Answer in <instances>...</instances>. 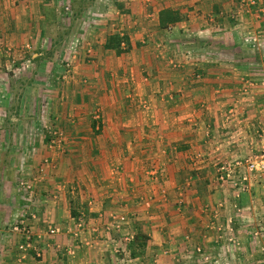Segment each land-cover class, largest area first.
<instances>
[{"label":"crops","instance_id":"obj_1","mask_svg":"<svg viewBox=\"0 0 264 264\" xmlns=\"http://www.w3.org/2000/svg\"><path fill=\"white\" fill-rule=\"evenodd\" d=\"M257 1L249 14L239 0L108 1L102 11L115 19L116 29L88 25L81 41L87 57L71 76H62L61 85H50L54 112L69 131L64 154L51 158L56 181L46 189L49 196L32 194L19 204L27 213L37 201V213L30 212L34 246L22 254L4 245L0 264H197L188 259L194 243L215 257L223 252L217 232L208 229L209 211L217 208L220 221L232 219L240 244L230 258L260 264L264 231L253 232L264 224V182L250 178L237 198L232 185L217 178L222 164L244 159L251 145L264 141L247 135L264 125L262 102L239 96L249 76L243 47L250 45L241 38L264 41V0ZM38 2L0 0L1 35L20 43ZM162 8L181 19L160 28ZM122 30L129 48L106 49L107 36ZM256 84L248 92L260 96ZM110 213L125 215L127 227L110 229ZM80 215L84 225L78 229L74 219ZM48 227L62 232L49 235ZM128 229L147 237L133 257L123 241Z\"/></svg>","mask_w":264,"mask_h":264},{"label":"rangeland","instance_id":"obj_2","mask_svg":"<svg viewBox=\"0 0 264 264\" xmlns=\"http://www.w3.org/2000/svg\"><path fill=\"white\" fill-rule=\"evenodd\" d=\"M74 1L76 2L73 5V0H39L37 13L31 14L30 17L27 15L30 28H26V33L18 44L12 43L0 33V204H9V208L2 206L0 210V260L4 254V245L8 248L16 246L22 254L30 249L23 250L19 246L24 243L23 232L26 230L29 232L31 229L33 224L31 214L37 213L34 207L37 201L30 205L31 208L27 213L21 210L20 202L31 196L20 187L19 181H30L33 186V195L37 194V199L38 197L40 200L45 199L44 194L49 196L46 189L48 190V186L56 181V176H53L54 174L50 171L54 164L51 160L52 155L56 152L64 154L66 135L69 130L61 125L63 122L59 121V112H54L55 94H52L49 89L61 85L64 81L62 76H71L75 64L87 57L86 54L89 51L84 45L82 46L81 41H86L83 37L88 36L89 30H86L88 25L94 29L103 28V25H106L107 30L111 32L114 31L113 28L116 29L115 24L112 26L115 19L102 11L107 7V3H110L109 0ZM239 1L245 7L246 14H249L252 6L258 2L257 0H253V3L247 2L248 0ZM11 2L18 5L22 3V0H11ZM53 4L56 6L58 4L59 8L54 7ZM93 4L96 7L95 10L91 8ZM87 8L90 9L87 10ZM124 33L126 34L123 31ZM252 36L241 38L244 44L250 45L243 47L247 55V63L243 66H247L249 76L246 77L248 82H244L246 86L240 87L239 96L250 97L251 95L253 98L250 101L259 100L264 106V41L259 42L256 38H250ZM120 46L125 48V41H122ZM40 51V58L33 59L32 54ZM252 83L262 86L260 96L252 95L254 92L252 94L248 92V87H253ZM56 98H59V94ZM238 101L237 103H241L240 98ZM244 101L247 102V98ZM229 112L234 114L233 109ZM250 131L252 134L247 135L260 141L264 139V125L261 128H250ZM250 149L244 159L234 161L233 164H222L218 170L217 178L220 181H228L237 198L247 189L250 178H259L264 182V165L256 171H250L247 167L255 156L259 165L264 164V141L259 146L251 145ZM238 168L240 171L236 170ZM243 175L247 179H243ZM38 193H41L43 198ZM165 195V191L162 190V198ZM175 203L181 205L182 198ZM142 205L147 210L151 207L149 200L142 201ZM217 209L212 213L209 211L211 219L208 229L217 232V242L220 248H223V252L215 257L208 252L206 246L203 247L202 242H197L192 244L194 253L188 257L189 261L195 257L197 264H236L232 257L230 258V252L233 247H239L240 244L234 236L232 219L220 221ZM237 212L241 213L242 209H237ZM148 214L151 215V213ZM109 217L112 219L109 224L110 229L119 230L122 226L127 227L125 215L110 213ZM74 222L76 228H81L84 225L82 215L75 218ZM42 224L45 223L42 222L41 227ZM51 229L54 233L50 232ZM260 231H264V224H259L254 230V237L258 236ZM46 232L49 235L61 233L62 227H48ZM30 233L31 231L29 235L32 247L34 241ZM146 239L145 235L137 233L136 230H126L123 241L127 243L125 248L130 250V257L135 255L133 251L140 249ZM260 250L264 254V244ZM15 252L16 248L11 253ZM38 252L41 256V252ZM137 255L140 257L144 253L138 251ZM262 258L260 264H264V256Z\"/></svg>","mask_w":264,"mask_h":264},{"label":"trees","instance_id":"obj_3","mask_svg":"<svg viewBox=\"0 0 264 264\" xmlns=\"http://www.w3.org/2000/svg\"><path fill=\"white\" fill-rule=\"evenodd\" d=\"M117 6L121 10L123 9V5L121 3H118ZM180 19L181 16L179 13L171 8H162L158 11V23L160 28H165L169 24H174ZM122 41H125L126 43L125 48H121L120 46ZM104 47L106 49L115 50L116 53L124 52L129 48L128 36L125 33L123 35H119L118 33L110 34L106 38Z\"/></svg>","mask_w":264,"mask_h":264},{"label":"built area","instance_id":"obj_4","mask_svg":"<svg viewBox=\"0 0 264 264\" xmlns=\"http://www.w3.org/2000/svg\"><path fill=\"white\" fill-rule=\"evenodd\" d=\"M241 1H245V0H241ZM247 2L253 3V0H248ZM261 157H263V156L261 155ZM263 165L264 164H260V165L258 164L257 158L255 156L254 159L247 165V167L250 169V171H254V170L256 171V170H258L260 168V166L263 167ZM242 177H243V179H247L245 175H243ZM19 185H20L21 188H23L29 194V196H31L33 194V186H32L30 181L21 180L19 182ZM22 230H26V229L22 228ZM50 232L54 233V230L51 229ZM23 235L25 237L24 243H21L19 247L21 249H23V250L24 249L27 250L28 248H32L31 247V242H30L29 232H27V230H26V231L23 232Z\"/></svg>","mask_w":264,"mask_h":264}]
</instances>
